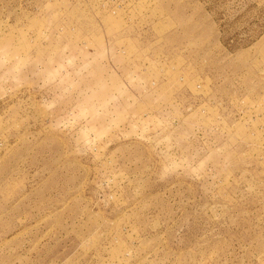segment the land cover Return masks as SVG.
Instances as JSON below:
<instances>
[{
    "label": "rangeland",
    "instance_id": "1",
    "mask_svg": "<svg viewBox=\"0 0 264 264\" xmlns=\"http://www.w3.org/2000/svg\"><path fill=\"white\" fill-rule=\"evenodd\" d=\"M0 264H264V0H0Z\"/></svg>",
    "mask_w": 264,
    "mask_h": 264
}]
</instances>
